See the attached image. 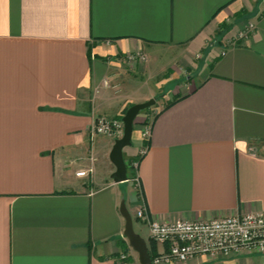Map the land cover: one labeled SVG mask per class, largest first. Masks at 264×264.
Masks as SVG:
<instances>
[{"label": "crops", "instance_id": "obj_1", "mask_svg": "<svg viewBox=\"0 0 264 264\" xmlns=\"http://www.w3.org/2000/svg\"><path fill=\"white\" fill-rule=\"evenodd\" d=\"M147 76L179 98L148 124L138 113L122 150L127 165L146 147L137 182L116 183V137L91 125L153 97ZM122 199L154 253L168 244L149 239L137 209L158 221L264 211V0H0V264H117L130 249ZM173 264H264V253Z\"/></svg>", "mask_w": 264, "mask_h": 264}, {"label": "built area", "instance_id": "obj_2", "mask_svg": "<svg viewBox=\"0 0 264 264\" xmlns=\"http://www.w3.org/2000/svg\"><path fill=\"white\" fill-rule=\"evenodd\" d=\"M253 28L249 22L238 36H244ZM141 53H130L126 60L133 62L144 60ZM107 85V79L103 80ZM123 132L121 118L96 117L91 125V133L109 137H119ZM149 127L142 131V137L147 138ZM145 146H141L138 155L144 154ZM137 161L130 163L133 169ZM77 175H85L81 170ZM137 182V177L132 178ZM135 216L145 221L148 237L155 242L167 243L165 251L155 253L151 257L152 264L182 263L200 254L211 257H231L243 251L264 253V211L247 212L240 215H227L209 220H150L144 209L135 211ZM130 247V246H129ZM131 249V248H130ZM120 250L117 254V264H130L132 250Z\"/></svg>", "mask_w": 264, "mask_h": 264}, {"label": "water", "instance_id": "obj_3", "mask_svg": "<svg viewBox=\"0 0 264 264\" xmlns=\"http://www.w3.org/2000/svg\"><path fill=\"white\" fill-rule=\"evenodd\" d=\"M154 102L153 98L140 103L131 104L121 117L123 122V132L120 137L114 139L109 152V160L114 165V171L110 174L111 179L118 183L127 179L126 163L123 158L122 150L131 143L132 127L135 117L138 113L151 106ZM119 212L123 217V236L125 237L130 248L136 253L139 264H152L151 257L148 252L146 240L133 229L132 217L125 206L122 199L119 204Z\"/></svg>", "mask_w": 264, "mask_h": 264}, {"label": "rangeland", "instance_id": "obj_4", "mask_svg": "<svg viewBox=\"0 0 264 264\" xmlns=\"http://www.w3.org/2000/svg\"><path fill=\"white\" fill-rule=\"evenodd\" d=\"M166 72V70L164 71V73ZM163 79L165 78V76L162 77ZM161 80V79H160ZM191 85V84H190ZM171 88V87H170ZM178 89H181L180 92L184 91L185 89L184 88H178ZM156 91V84H155V81L153 79H150L149 76H147L146 78H144V80L142 81V95L143 96H146V94L150 91ZM169 90V85H166L165 87H163L162 89H158L156 94L153 96V97H150V98H153L154 99V102L151 106L141 110L139 113H142V123L143 124H148V122L150 121V118L155 114V112L163 105L166 104V102H168L169 100H167L165 98V95L166 93L168 92ZM179 91H176L174 90L173 92H170L169 93V98H173L174 96H176L177 94L180 93ZM149 98V99H150ZM136 118V117H135ZM121 136V135H120ZM119 136V137H120ZM128 147V146H125L124 149ZM128 165L130 167V160H128ZM131 168L130 167V171L131 172ZM134 256H135V260H136V253H134ZM136 263L139 264L136 260Z\"/></svg>", "mask_w": 264, "mask_h": 264}, {"label": "trees", "instance_id": "obj_5", "mask_svg": "<svg viewBox=\"0 0 264 264\" xmlns=\"http://www.w3.org/2000/svg\"><path fill=\"white\" fill-rule=\"evenodd\" d=\"M178 98H179L178 96L174 97L172 100L166 102L165 106H168V105L172 104V103H173L175 100H177ZM140 158H141V155H137V156H135L134 158H132V159L130 160V163L133 162V161H137V162H138ZM130 167H131V165H130ZM130 167H129L128 164L126 165V169H127V168L129 169ZM129 170H130V169H129ZM134 176H135V170H134L133 168H131V172H129L127 178H129V177L133 178ZM148 252H149V254H150V257H152V256L155 254L154 252H151L149 249H148Z\"/></svg>", "mask_w": 264, "mask_h": 264}]
</instances>
